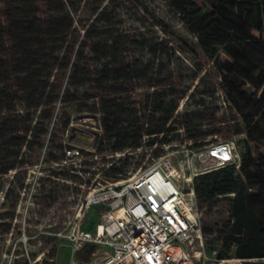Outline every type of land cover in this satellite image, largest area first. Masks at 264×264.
<instances>
[{"label": "trees", "instance_id": "trees-1", "mask_svg": "<svg viewBox=\"0 0 264 264\" xmlns=\"http://www.w3.org/2000/svg\"><path fill=\"white\" fill-rule=\"evenodd\" d=\"M168 1L214 63L220 88L239 114L245 134L238 169L227 166L192 179L194 196L205 218L216 215L213 209L218 198L228 202L229 218L220 228L214 230L217 225L202 220L203 237H215L206 241L205 247L207 251L216 249L220 259L229 255L264 258V142L251 137L256 127L250 122L251 110L264 109V63L253 62L248 51L264 56V0ZM0 4V176L24 163L22 150L32 151L57 115L61 131L71 130L69 124L78 116H99L114 153L136 147L142 136H160L159 142L168 144L171 139L163 137L177 130L173 124L178 118L183 119L185 132L194 133L190 140L212 134L201 128L213 125L214 116L206 117L201 109L176 113L179 101L184 98L186 103L192 98L198 84L189 93V88L175 92L172 76L164 73L168 44L157 36L153 25L124 26L123 15L107 8L75 20L60 0L46 5L47 18L39 17L38 7L28 0H0ZM143 11L154 26L170 34L146 7ZM225 47L250 66L245 77L236 63L221 61L219 52ZM136 82L163 89L158 101L154 94L149 101L146 96L143 117L136 116L140 111L129 103L128 87ZM145 117V123L140 124ZM51 161L61 164L64 155L52 156ZM75 172L71 164L58 175L74 183L80 180ZM102 173L116 182L121 168L111 165ZM93 250L83 245L76 260L86 263ZM42 263L53 264L47 260Z\"/></svg>", "mask_w": 264, "mask_h": 264}, {"label": "rangeland", "instance_id": "rangeland-1", "mask_svg": "<svg viewBox=\"0 0 264 264\" xmlns=\"http://www.w3.org/2000/svg\"><path fill=\"white\" fill-rule=\"evenodd\" d=\"M28 1L38 7L40 12L38 16L41 18L50 16L44 14L48 3H57V0ZM60 1L71 11L75 20L83 15L91 16L95 9L97 14L107 8V11L115 9L123 15L124 26L132 24L136 27L150 28L149 25H153L152 29L157 36L168 44L164 73L172 76L175 92L189 88V93L198 84L192 98L186 103L184 98L179 101L176 113L201 109L206 117L214 116L215 123L201 128L205 133L212 134L190 140L189 136H193L194 133L185 132L181 126L183 119L178 118L173 124V129L177 130L163 137L165 140L171 139L168 144H161L160 136L157 138L142 136L136 147L114 153L102 132L99 116L96 121L93 119L81 123L72 121L69 124L71 130L61 131L57 115V118L51 121L47 134L36 142L33 150H22L24 163L0 176V264H30L37 257L50 260L53 264H83L84 262L76 260L77 251L73 252L72 245L65 239V235L76 224L82 230L94 229L100 211L97 207H92L90 211L81 210V205L89 192L107 183H114L107 180L102 173L111 165L121 168V174L118 175L120 180L115 182L117 183L149 168L161 158H170L174 164L182 165L184 174L179 183L182 188H187L192 186L187 179L188 168L193 161L186 153L227 143L233 146L239 158L240 148L245 140L239 114L230 106L224 91L220 88L221 79L214 63L203 53L196 35L188 31L182 15L168 0H137V3L132 0ZM2 7L0 4V10ZM143 7L161 20L170 34H164L160 27L154 26V22L143 11ZM252 34L255 37L259 36L255 32ZM248 51L253 62L264 63V56L249 48ZM219 53L222 62L229 64L234 62L241 67V76L245 77L250 71V66L230 48L225 47ZM245 87L250 88V85L245 84ZM162 90L161 87H150L145 82L132 83L128 87V97L130 106L140 111L136 116L143 117L141 109L145 107L146 96H149V101L154 94L153 99L158 101ZM198 104H203L204 107ZM147 112L146 110L145 115ZM145 121L146 117L141 118L139 123L143 124ZM250 122L256 127L251 137L264 142V109L251 110ZM95 134L98 135L96 140ZM152 140L153 145L148 147L147 143ZM67 149L78 151L79 157L68 158ZM63 155L65 161L61 164L51 161L52 156ZM71 164L74 165L75 175L80 179L74 183L65 181L58 175L63 174ZM224 199L227 198L216 200V209H213L215 216L206 218L203 216L205 223L213 227L217 225L214 230L220 228L229 218L228 202ZM196 205L199 209V205ZM203 238L206 242L213 241L215 237L212 234ZM213 244L215 248L218 247L217 241Z\"/></svg>", "mask_w": 264, "mask_h": 264}, {"label": "built area", "instance_id": "built-area-1", "mask_svg": "<svg viewBox=\"0 0 264 264\" xmlns=\"http://www.w3.org/2000/svg\"><path fill=\"white\" fill-rule=\"evenodd\" d=\"M66 151L68 158L79 157L78 151ZM186 154L193 161L188 168L190 185L199 174L239 168V158L227 143ZM183 174L182 165L164 157L122 182L89 192L81 210L97 207L98 222L91 231L78 224L69 229L65 239L73 252L86 244L94 248L83 264H264V258L220 259L216 249L207 251L201 230L203 210L197 208L192 186L181 187ZM37 263L43 264L41 257L30 264Z\"/></svg>", "mask_w": 264, "mask_h": 264}, {"label": "water", "instance_id": "water-1", "mask_svg": "<svg viewBox=\"0 0 264 264\" xmlns=\"http://www.w3.org/2000/svg\"><path fill=\"white\" fill-rule=\"evenodd\" d=\"M87 119H93V120L96 121L97 120V116H92V117H90V116H78V117L73 119V122L81 123V122H85V120H87ZM94 137H95L94 140H96L98 138V135L95 134ZM93 147H94V145H93ZM78 264H82V263H78Z\"/></svg>", "mask_w": 264, "mask_h": 264}, {"label": "crops", "instance_id": "crops-1", "mask_svg": "<svg viewBox=\"0 0 264 264\" xmlns=\"http://www.w3.org/2000/svg\"><path fill=\"white\" fill-rule=\"evenodd\" d=\"M91 210V208L89 209V211ZM99 210V209H98Z\"/></svg>", "mask_w": 264, "mask_h": 264}]
</instances>
